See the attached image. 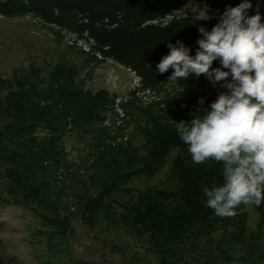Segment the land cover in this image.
I'll list each match as a JSON object with an SVG mask.
<instances>
[{
	"label": "trees",
	"instance_id": "trees-1",
	"mask_svg": "<svg viewBox=\"0 0 264 264\" xmlns=\"http://www.w3.org/2000/svg\"><path fill=\"white\" fill-rule=\"evenodd\" d=\"M241 2L0 0V12L5 17L30 13L47 24L79 32L87 28L101 47H107L104 54L129 61L126 53H122L125 48L115 47V42L124 46L120 34L126 39L129 28L188 5L224 12ZM251 4L249 15L257 11L264 15V0H251ZM79 15L89 23H79ZM103 19H109L110 24L121 20L123 24L108 32L95 25ZM115 34H119L118 40L113 39ZM159 54L156 48L149 58L143 56L131 62L135 70L142 71L143 80L151 87H157L162 76L173 71L170 68L159 73L156 67ZM147 61L152 64L146 66ZM218 63L219 60L214 61L212 67ZM203 76L190 75L184 81H196ZM15 81L16 87L12 83L14 89L0 97V171L8 178L9 192L19 191L41 206L43 224L48 227L46 233L51 240L67 237L71 218L78 216L91 227L104 221L146 233L150 252L160 264H192L200 259L201 264H209L211 258L215 263L217 258L231 252L232 245H241L246 238L254 239L256 234H247L244 205L238 215L225 218L205 206L202 186L222 182V165L214 161L194 164L175 131L176 122L190 121L201 114L196 109L164 114L159 108L127 106L129 117L144 140L143 151H139L132 143L123 142L122 125H118L120 133L99 126L107 116L108 106L114 103L113 96L106 90H83L65 65H57L48 78L21 76L15 77ZM71 133L78 138L91 134L93 138L92 149L84 161L80 156L72 160L67 155L64 138ZM77 161H81L80 165ZM162 171L163 184L130 187L134 179H152ZM79 173L87 176L81 179ZM73 174H77L79 185L67 186V176ZM258 210L264 219V203Z\"/></svg>",
	"mask_w": 264,
	"mask_h": 264
},
{
	"label": "rangeland",
	"instance_id": "rangeland-1",
	"mask_svg": "<svg viewBox=\"0 0 264 264\" xmlns=\"http://www.w3.org/2000/svg\"><path fill=\"white\" fill-rule=\"evenodd\" d=\"M196 7L206 9L211 19L197 21L194 17L196 13L192 10ZM182 13H187L186 19L182 18ZM222 13L220 10L188 5L162 18L129 28L125 32L128 34L126 39L120 34L125 40L124 46L113 40L115 47H124L126 51L122 53L130 58L129 61H121L104 54L107 47H101L87 28L79 32L65 26L47 24L30 13L5 17L0 12V97L16 87L15 77L48 78L57 65L63 64L83 90H106L113 96L114 103L108 106L110 112L99 126L109 132L113 129L117 131L120 129L118 125H122L125 128L123 142H130L141 151L144 140L135 122L130 119L127 106L159 108L164 114L184 108L198 110L207 108L220 92L227 89L222 86L223 81L213 87L204 76L196 81L173 83L167 81L171 72L162 76L157 87H151L143 80L142 71L135 70L131 62L143 56L149 58L156 48L160 52L157 56L160 62V58L169 52V43L175 44L178 40L189 46L190 54L195 55L197 40L201 37L199 27L211 30ZM79 18V23H89L85 17L79 15ZM108 20L103 19L95 25L111 32L123 24L121 20L114 24ZM118 36L115 34L113 39L118 40ZM149 64L152 63L147 61L146 66ZM219 66L218 63L216 67ZM201 97L204 98L203 104L200 103ZM39 133L43 134L42 131ZM92 142L91 134L83 138L72 133L66 135L64 145L68 157L74 160L80 156L84 161L88 150L92 149ZM80 162L77 161L78 165ZM79 174L81 179L87 176L85 173ZM76 177L77 174L67 176L66 185L78 186ZM164 180L162 171L152 179L136 178L130 187L142 188L150 183L160 185ZM40 207L19 191L9 192L8 178L0 171V264H160L150 252L148 235L137 232V228L116 227L104 221L91 227L74 216L67 237L51 240L46 233L48 227L43 224L44 214H41ZM258 208L255 205L244 207L247 234H256L254 239L248 241L246 238L241 245H232L231 252L217 258L216 264H264V219ZM70 210L74 212V209ZM211 260L209 264H215L213 258ZM201 263L202 259L192 262Z\"/></svg>",
	"mask_w": 264,
	"mask_h": 264
},
{
	"label": "clouds",
	"instance_id": "clouds-1",
	"mask_svg": "<svg viewBox=\"0 0 264 264\" xmlns=\"http://www.w3.org/2000/svg\"><path fill=\"white\" fill-rule=\"evenodd\" d=\"M251 7V0L227 7L211 30L199 27L195 55L178 40L156 65L160 74L173 70L167 81L203 74L213 87L223 81L227 89L198 109L200 115L175 123L194 164L222 165V182L202 186L205 206L221 218L235 217L241 205L264 203V15H249ZM192 10L197 21L211 19L206 9ZM217 60L220 66L212 67Z\"/></svg>",
	"mask_w": 264,
	"mask_h": 264
}]
</instances>
